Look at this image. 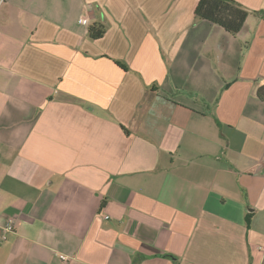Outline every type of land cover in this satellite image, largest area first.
<instances>
[{
    "label": "crops",
    "instance_id": "obj_1",
    "mask_svg": "<svg viewBox=\"0 0 264 264\" xmlns=\"http://www.w3.org/2000/svg\"><path fill=\"white\" fill-rule=\"evenodd\" d=\"M199 1L0 0V264H264V0Z\"/></svg>",
    "mask_w": 264,
    "mask_h": 264
},
{
    "label": "trees",
    "instance_id": "obj_2",
    "mask_svg": "<svg viewBox=\"0 0 264 264\" xmlns=\"http://www.w3.org/2000/svg\"><path fill=\"white\" fill-rule=\"evenodd\" d=\"M249 14L237 0H200L195 10L196 18L216 23L234 35L243 28ZM89 32L92 39H98L105 34V27L92 25ZM258 96L264 101V86L258 89Z\"/></svg>",
    "mask_w": 264,
    "mask_h": 264
},
{
    "label": "built area",
    "instance_id": "obj_3",
    "mask_svg": "<svg viewBox=\"0 0 264 264\" xmlns=\"http://www.w3.org/2000/svg\"><path fill=\"white\" fill-rule=\"evenodd\" d=\"M80 22L83 24H88V16L87 15H83L80 18ZM108 217V216H106ZM15 218H10L8 219L7 223L3 226V235H2V239L5 240L7 238V233L10 231L14 230V225H15ZM61 258L64 260H68L69 257L67 255H61Z\"/></svg>",
    "mask_w": 264,
    "mask_h": 264
}]
</instances>
